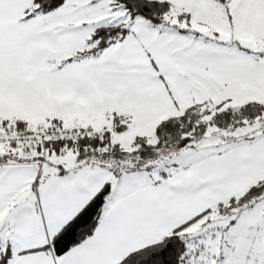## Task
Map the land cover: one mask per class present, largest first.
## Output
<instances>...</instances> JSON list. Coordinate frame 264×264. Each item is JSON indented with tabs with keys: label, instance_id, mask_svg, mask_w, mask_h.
I'll use <instances>...</instances> for the list:
<instances>
[{
	"label": "snow or ice",
	"instance_id": "6c2138e0",
	"mask_svg": "<svg viewBox=\"0 0 264 264\" xmlns=\"http://www.w3.org/2000/svg\"><path fill=\"white\" fill-rule=\"evenodd\" d=\"M0 264H264V0H0Z\"/></svg>",
	"mask_w": 264,
	"mask_h": 264
}]
</instances>
